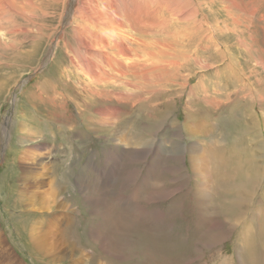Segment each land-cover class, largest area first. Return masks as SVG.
Returning <instances> with one entry per match:
<instances>
[{"label":"rangeland","instance_id":"1","mask_svg":"<svg viewBox=\"0 0 264 264\" xmlns=\"http://www.w3.org/2000/svg\"><path fill=\"white\" fill-rule=\"evenodd\" d=\"M34 1L0 35V264L6 257L8 264H264V172L248 205L221 211L218 202L220 177L235 175L236 163L243 173L253 163L264 171L255 82L264 90V0H86L89 28L106 11L138 42L124 45L160 56L146 76L109 69L118 80L103 86L80 70L98 50L76 32L82 0ZM111 40L104 53L127 71V58L116 55L119 35ZM191 144L212 162L199 177ZM25 173L40 175L37 199H55L56 221L43 228L52 257L28 252L26 235L14 231L21 220L46 216L21 200L19 189L31 182ZM158 190L166 197H152Z\"/></svg>","mask_w":264,"mask_h":264},{"label":"bare ground","instance_id":"2","mask_svg":"<svg viewBox=\"0 0 264 264\" xmlns=\"http://www.w3.org/2000/svg\"><path fill=\"white\" fill-rule=\"evenodd\" d=\"M63 2V1H62ZM36 1L34 0H0V35H6L7 33L10 32V30L7 29V26L9 27L11 25V17L17 16L20 19H25L26 13H29V11L31 9H29L30 7H32L33 5H35ZM88 4L90 5V7L88 6ZM35 7V6H34ZM89 7V8H87ZM164 10V9H163ZM33 11V10H32ZM145 11V10H144ZM151 11V10H150ZM140 12V11H139ZM147 12V11H146ZM150 13V12H149ZM91 14V4L90 2L86 1V0H82L81 3L78 4V6L75 8V12H74V19L73 21H75L76 23V32H80L83 33L87 36H89V38L91 39V42H94V44H91L90 42V46H94L95 44L98 46V50H97V54L95 57V63H93V61L91 59H93V54H89V60L87 61V65L83 66L80 68L81 72L83 75H85L88 80L92 83V84H100V85H107L109 83H106L109 80L115 81L118 80L117 77H112L109 75L108 71L109 69H114L115 66H118L119 69H116L117 75L118 76H125L127 75L128 71L130 70L131 75H139V73L144 74L143 76H146V68H149V71L151 70V68H153L157 62V58L160 57L158 56L157 52L154 51H144L141 55L144 57V55H146L148 58L144 59L142 58V56L137 54V51H141V49L138 48H134L131 47L127 44H125L126 42V38L129 39L128 42H131V44H133V46H137L138 42L135 39H130L128 37H126L122 31V25H118L117 23H115L114 21H112L111 17H109L108 13L106 11H104L103 13H99V17L96 20L97 24L95 30L94 28H89L88 22L89 19L91 18L90 16ZM141 15V14H140ZM138 17V16H137ZM147 17V16H146ZM148 19V17H147ZM77 20V21H76ZM78 21H80V23H78ZM140 21V20H139ZM197 21V20H196ZM7 23V26L4 23ZM143 22V21H142ZM215 22V21H214ZM122 23V22H121ZM197 23V22H196ZM135 24V23H134ZM132 25V22L131 24ZM136 25V24H135ZM141 25V23H140ZM11 27V26H10ZM131 27V26H130ZM144 27V25H143ZM203 27V26H202ZM215 27V26H214ZM14 28V26H13ZM18 28V27H17ZM135 28V27H133ZM146 28V26H145ZM11 29V28H10ZM148 29V28H146ZM119 35V39L121 44L123 45V48L119 49L116 53V55H121L127 58V71L125 70V66L122 63H118L116 56L112 55H107L104 53L103 49L106 48L107 46V40L109 38H112L111 42H114V39ZM209 36V35H208ZM131 37V36H130ZM164 48V47H163ZM165 49V48H164ZM161 53V52H160ZM157 55V56H156ZM166 56V55H165ZM157 57V58H156ZM142 58V59H141ZM163 58V57H162ZM134 60H138L140 62H134ZM149 60V64L150 65H146L145 62H147ZM163 60V59H160ZM172 60V59H171ZM153 61V63H152ZM166 61V59L164 60ZM170 61V60H169ZM162 63V62H161ZM160 63V64H161ZM163 64V63H162ZM263 64V63H261ZM142 66L145 67L144 71L145 73H142L139 71L138 68H141ZM157 66V65H156ZM238 66V65H237ZM161 67V66H160ZM163 68H165L163 66ZM162 68V69H163ZM169 69V68H168ZM138 70V71H137ZM143 71V70H142ZM153 72V71H152ZM156 71H154L155 73ZM162 72V71H161ZM158 73V72H156ZM148 74V72H147ZM151 75V73H149ZM148 75V76H150ZM152 75H154L152 73ZM160 75V74H159ZM162 75V74H161ZM160 75V76H161ZM166 75V74H163ZM263 75V74H262ZM245 76V75H244ZM155 77V76H154ZM153 77V78H154ZM159 77V76H158ZM169 77V76H168ZM167 77V78H168ZM149 78V77H148ZM170 78V77H169ZM114 79V80H113ZM145 80V79H144ZM165 81V80H164ZM153 82V81H152ZM247 82V81H246ZM257 85L258 89L256 90L257 92V96L259 98V101L262 104V108H261V115L264 116V90H262L261 88V84H260V80L257 79ZM115 83V82H114ZM121 83V82H120ZM125 85H128V82H125ZM131 84V83H130ZM146 85H148V83H144ZM132 85V84H131ZM152 85V84H151ZM101 86V87H102ZM159 86V85H158ZM158 88V87H157ZM156 88V89H157ZM246 89V88H245ZM244 89V90H245ZM125 90V89H124ZM243 90V91H244ZM94 91V90H92ZM121 91V89H120ZM119 91V92H120ZM123 91V90H122ZM127 91V90H125ZM113 92V91H112ZM111 93V92H110ZM121 93V92H120ZM112 94V93H111ZM246 95V93H245ZM114 96V95H113ZM130 97V96H129ZM133 97V96H132ZM115 99V98H114ZM153 104V103H152ZM245 104V103H244ZM249 104V103H248ZM213 105V104H212ZM250 105V104H249ZM242 106V105H241ZM251 107V106H250ZM251 109V108H250ZM241 110V109H240ZM239 110V111H240ZM100 113V112H99ZM103 113V112H102ZM100 113V114H102ZM112 113H114V111H112ZM185 114V113H184ZM252 114V113H251ZM107 115V114H106ZM189 116V115H188ZM196 118V117H194ZM259 117H256V119ZM198 119V118H196ZM255 119V118H254ZM255 121V120H254ZM184 123V121H183ZM249 123V122H248ZM255 126L258 124V122L255 121ZM185 125V124H184ZM160 128V126H158ZM251 127V126H250ZM253 128V127H252ZM185 129V128H184ZM187 129V128H186ZM245 130V129H244ZM247 130V129H246ZM110 131V130H109ZM108 131V132H109ZM188 131L190 133H192L194 130L191 127H188ZM198 131V130H197ZM112 134V132H110ZM187 133V132H186ZM195 133V132H194ZM34 134V133H33ZM113 135V134H112ZM176 135V134H175ZM178 137V136H177ZM113 138H115L113 136ZM176 138V137H175ZM116 141H118L119 139L116 138ZM122 141V140H121ZM203 141V140H202ZM177 142V140H176ZM181 142V141H180ZM123 143V142H122ZM125 143V142H124ZM127 143V142H126ZM169 143V141H168ZM172 143V142H171ZM179 143V142H178ZM173 144V143H172ZM194 144V142H193ZM191 144L189 146V153L193 154L194 158H196L195 162H193L191 160L192 163V168H193V172L194 174L199 177V175L201 176V172L200 171H204L205 169H207L208 165H210L211 162V158H209L206 153L201 150L198 151L197 148ZM198 144V143H197ZM127 145V144H126ZM151 146V145H150ZM159 147V145H157V148ZM177 148L176 146H172L171 148ZM219 147L213 148L215 151L219 150ZM156 148V149H157ZM160 148V147H159ZM151 149L148 148V151H150ZM162 150V149H161ZM176 150V149H175ZM200 150V149H199ZM163 151V150H162ZM196 151V152H195ZM198 151V152H197ZM214 151V153H215ZM136 152L138 153L137 156L140 157L141 154L138 150H136ZM155 152V151H154ZM180 152V151H179ZM157 153V152H156ZM169 156H180V154L176 153L174 154V150L170 149L169 151L166 152ZM165 153V154H166ZM213 153V154H214ZM159 154V152H158ZM160 155V154H159ZM136 156V155H135ZM190 156V157H193ZM261 160L263 161V155L260 156ZM113 158V157H112ZM193 159V158H192ZM27 160V159H26ZM160 160V159H159ZM194 160V159H193ZM250 161H252V157L250 155H248L246 157V161L243 162L244 165V169H248V167L250 166ZM155 163V162H154ZM216 163H217V167L220 166L223 169V165L224 167L226 166V163H221V161L218 159H216ZM233 163H236L235 161H233ZM264 163V162H263ZM114 164V163H113ZM157 164V163H156ZM215 165V163H214ZM111 166V165H110ZM179 167V166H178ZM239 162L236 163V166L234 168L236 174H224L222 173L220 180L223 183V188L222 189V193H223V197L219 202L221 211L226 210L228 208H233V207H240V205H248V201L247 198L249 197V192L256 187L258 181H260L259 175L263 174V169H262V163L260 165H257L256 163H253L251 165V167H249L251 170L249 171V173H243L239 170ZM153 168V167H151ZM153 170V169H152ZM112 171V169H111ZM206 173V172H205ZM251 173V174H250ZM249 175H252V177H248ZM40 175L38 174H34L31 173V175H27L25 173L24 175V180H30V185L29 186H25L19 189V195L21 196V200H23L24 202H29V204L33 201L34 205H39L40 207L37 206V208H32L30 211L31 212H35V211H39V209L43 208L41 212H44L46 214V216H38L35 220H32L30 223H26L25 220H21L19 222H17V224L15 225V234L16 235H21V234H25L26 238H27V244H25L27 247V251L31 252L34 255H41V257H52L53 255L50 254H54L53 252L50 253V245H48L46 239H47V233L43 232L45 230H43L44 225L46 226V224H50L52 223V221L54 220V222L56 221L55 215H54V211H51L50 207H52V203L55 201V199H52L53 197L51 196L48 197L49 198V203L45 204V202H43L42 200L37 199V190L39 188V184H40V180L39 177ZM205 176V175H203ZM109 177V176H108ZM144 177V176H143ZM19 178V177H18ZM41 178V177H40ZM205 178V177H204ZM207 178V177H206ZM205 178V179H206ZM42 179V178H41ZM100 179V178H99ZM144 179V178H142ZM102 180V179H100ZM105 180V179H104ZM97 181V180H96ZM105 182V181H103ZM22 183V182H21ZM199 183V182H198ZM205 184V183H203ZM248 184L247 187H243L246 186ZM44 185V184H43ZM104 184L99 185L100 188L98 190V193L96 194V198L97 200H100L101 196H103L104 194ZM140 185V184H139ZM198 185V184H197ZM207 185V184H206ZM205 185V186H206ZM8 186V185H7ZM106 186V185H105ZM147 186V185H146ZM208 186V185H207ZM8 187H12V186H8ZM14 187V186H13ZM12 187V188H13ZM18 187V186H17ZM103 187V188H102ZM31 188V189H29ZM139 188V187H138ZM140 189V188H139ZM205 189V188H203ZM208 189V188H207ZM241 189L245 190V193L241 192ZM231 190V191H230ZM256 190V189H255ZM83 191V190H82ZM94 191V190H93ZM92 191V192H93ZM142 191V190H140ZM207 191V190H205ZM253 191V190H252ZM262 192V191H261ZM94 193V192H93ZM134 193V192H133ZM205 194V193H204ZM18 195V194H17ZM105 195V194H104ZM152 197H166V193H163V191L158 190V192L154 194H152ZM244 195V196H243ZM150 196V194H149ZM17 197V196H16ZM132 197V196H131ZM151 197V196H150ZM151 197V198H152ZM20 198V197H19ZM18 198V199H19ZM56 198V197H55ZM15 199V198H14ZM35 199V201L33 200ZM127 199V198H126ZM154 200V198H152ZM97 200H95L93 203L94 204H98V203H103L105 201H99L97 202ZM103 200V198L101 199ZM232 200V201H231ZM57 201V200H56ZM90 201V200H89ZM48 202V201H47ZM65 202V201H64ZM21 203V202H20ZM23 203V202H22ZM43 203H44V207H43ZM54 204V203H53ZM59 204V203H58ZM33 205V206H34ZM57 205V204H56ZM62 205L61 207H63L64 203L61 202ZM46 206V207H45ZM73 206V205H72ZM30 207V206H29ZM24 209V208H23ZM26 209V208H25ZM26 212V211H25ZM33 214V213H32ZM35 214V213H34ZM43 214V213H42ZM239 214V213H238ZM236 218V217H235ZM49 221V222H48ZM48 222V223H47ZM69 225V224H68ZM66 224V226H64L62 228V235L66 236L68 233V230L70 229V227ZM215 226V225H214ZM249 228V227H248ZM60 236V235H59ZM67 238V237H66ZM244 238V237H243ZM4 241H7L5 238H3ZM8 242V241H7ZM30 243V244H29ZM55 245V244H54ZM55 251V250H54ZM66 256V255H65ZM12 257H6V261L4 264H8L7 261H9Z\"/></svg>","mask_w":264,"mask_h":264}]
</instances>
